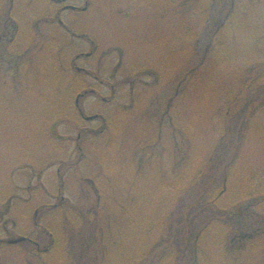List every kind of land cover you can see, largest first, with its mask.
<instances>
[{
  "label": "rangeland",
  "instance_id": "374dc122",
  "mask_svg": "<svg viewBox=\"0 0 264 264\" xmlns=\"http://www.w3.org/2000/svg\"><path fill=\"white\" fill-rule=\"evenodd\" d=\"M7 4L0 264H264V0Z\"/></svg>",
  "mask_w": 264,
  "mask_h": 264
},
{
  "label": "flooded vegetation",
  "instance_id": "af4514ba",
  "mask_svg": "<svg viewBox=\"0 0 264 264\" xmlns=\"http://www.w3.org/2000/svg\"><path fill=\"white\" fill-rule=\"evenodd\" d=\"M8 1L9 0H6L5 2L2 3L0 0V31H1V29L2 30L4 29L3 28L4 26L2 27L3 22L6 23L5 25H7L12 20V13H11L10 8L8 7V4H7ZM10 1H13V0H10ZM49 1L51 2L52 6L55 7L56 13L54 15H51V18H47L46 16H44L45 17L44 19H46V20L49 19L53 23H55L57 21L61 26H63V24H64L61 21L62 20L61 19L62 14L64 12L72 11V12L77 13V12H86L87 11V8L79 9L76 6H71L69 3L72 0H49ZM82 1H85L86 3L88 2V0H82ZM40 17L43 18L42 15H40ZM67 33H70V29L67 30ZM73 35L76 36L75 34H73ZM76 37L82 41H85L86 44H88L90 46V52L85 56L89 60L91 58H93L95 56L96 52L98 51L97 43L95 41H91L88 38H86V39L84 38V40H83V39H81L82 36H80V37L76 36ZM2 40L4 42L7 41L6 43L10 44V38H7L5 35L2 36ZM77 58L79 59L80 57L77 56ZM99 65H100V63H99ZM71 71L77 72L78 74H80L82 76V78H80L78 81L72 82V84H74V86L76 84V85L83 87L82 90L78 91V94L76 95V99H75V108L77 110V113L79 114V116L82 119H85L84 112L82 110L83 108L81 105L82 100L84 101L88 97H95V98L101 97V101L103 103H111L112 99H116V95H114V96L110 95L111 99H108V98H102V95L99 94L101 91V88L105 87L107 85L106 82H104L100 79L99 74H94L91 71H89L88 69L75 66V61H73L72 65H71ZM98 73L101 74V72H98ZM115 76L116 75L113 74V78ZM111 89L114 91L115 87H111ZM73 90H74V87L72 86V91ZM95 117H96L95 118L96 120L102 119V117L100 115H95Z\"/></svg>",
  "mask_w": 264,
  "mask_h": 264
},
{
  "label": "trees",
  "instance_id": "16d2710c",
  "mask_svg": "<svg viewBox=\"0 0 264 264\" xmlns=\"http://www.w3.org/2000/svg\"><path fill=\"white\" fill-rule=\"evenodd\" d=\"M6 0H1V2L3 3V2H5ZM72 89V85L71 86H69L68 87V90H71ZM250 188H251V190H252V192H251V196H255L256 195V193L258 192V193H261V194H264V173H262V174H260V175H257V174H254V175H252L251 177H250ZM38 243H37V245H38V248H40V241H37ZM186 244L184 243V245L182 246V247H184V246H186V249H183V248H181V249H183V251H181V253H182V257L185 259L186 257L187 258H189V256H188V254L190 253L191 255H190V257H193L194 258V255H195V253H194V249L192 248L193 247V245L191 244V242L189 241V239H187L186 240ZM189 247H191L190 249H191V251H190V249H189ZM173 253V252H172ZM180 253V252H179ZM150 257V253H149V255L147 256V258H149ZM146 258V259H147ZM195 259V258H194Z\"/></svg>",
  "mask_w": 264,
  "mask_h": 264
},
{
  "label": "water",
  "instance_id": "95a60500",
  "mask_svg": "<svg viewBox=\"0 0 264 264\" xmlns=\"http://www.w3.org/2000/svg\"><path fill=\"white\" fill-rule=\"evenodd\" d=\"M26 240L25 239H19V240H15V241H12L10 242V244H18V243H22V242H25Z\"/></svg>",
  "mask_w": 264,
  "mask_h": 264
}]
</instances>
